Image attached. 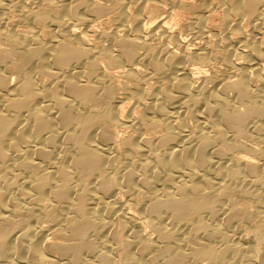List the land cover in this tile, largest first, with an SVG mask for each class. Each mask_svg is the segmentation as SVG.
I'll return each mask as SVG.
<instances>
[{"label":"bare ground","instance_id":"obj_1","mask_svg":"<svg viewBox=\"0 0 264 264\" xmlns=\"http://www.w3.org/2000/svg\"><path fill=\"white\" fill-rule=\"evenodd\" d=\"M33 1L0 0V264H264V0Z\"/></svg>","mask_w":264,"mask_h":264},{"label":"rangeland","instance_id":"obj_2","mask_svg":"<svg viewBox=\"0 0 264 264\" xmlns=\"http://www.w3.org/2000/svg\"><path fill=\"white\" fill-rule=\"evenodd\" d=\"M102 0H100V2H101ZM191 1H193L194 2V0H191ZM195 2H198L197 0H195ZM201 1H199V3H200ZM27 3H28V5L30 6V7H34L35 8V6H36V4H35V2L33 1V0H27ZM103 4H110V1H108V0H106V1H103ZM216 6V4H213V5H211V8L209 9V11H204V13L205 14H207V15H209L208 16V20H207V22H208V26H209V31H212L211 33L210 32H208V35L206 36L207 37V39H209L208 40V42L209 43H211V42H213L214 41V39H219V41H220V43L222 44L223 43V41H221V40H223L222 38L224 37V35H226L227 33H229L227 30H225V29H222L220 26H218L219 25V23H220V21H221V14H219L218 13V11H221V9L219 8V7H215ZM179 10V9H178ZM214 10V11H213ZM153 11H154V9H153ZM155 12H156V10H155ZM182 11L180 10V13H181ZM111 13V14H110ZM209 13V14H208ZM210 14H211V16H210ZM219 14V15H218ZM180 15V14H179ZM182 15V16H181ZM181 15L180 16H178L177 18L174 16L173 18L174 19H172V21H171V24H170V27H172V29L173 30H175V31H179V30H181L182 28H183V24H182V20L180 19L181 17H182V19L184 18V17H186L187 16V14L184 12H182L181 13ZM107 16H108V18H112L113 17V12H107V13H105V14H103L102 16H100V17H102V18H107ZM184 16V17H183ZM210 17V18H209ZM177 19V20H176ZM212 19V20H211ZM112 21H113V18L111 19V22L110 21H107V22H105V23H101V24H99L98 22H93L92 23V25H94L96 28H102V27H104V28H109L110 27V25H108V24H111L112 23ZM211 21V22H210ZM180 22V23H179ZM218 23V24H217ZM173 24V25H172ZM98 25V26H97ZM182 25V26H181ZM108 26V27H107ZM212 26H213V28H212ZM215 27H219V28H215ZM178 28V29H177ZM244 28H246L245 30L246 31H248V26L247 25H244ZM222 29V30H221ZM220 30V31H219ZM213 31H215V32H213ZM217 31H219L218 33H216ZM222 31H223V33H222ZM221 32V33H220ZM210 33V34H209ZM213 33H214V35H213ZM226 33V34H225ZM215 34L216 35H219L218 37L217 36H215ZM221 34H222V36H221ZM224 34V35H223ZM187 35V36H186ZM234 35V34H233ZM186 36V37H185ZM184 37L186 38V39H188V37L190 38V35L188 34V33H185V35H184ZM215 37V38H214ZM151 38V39H150ZM148 39V40H147ZM156 39V40H155ZM146 41L149 43V44H154V45H157V44H160V43H163L164 41V43H168L169 45H171V43H170V39L168 40L167 38H164V37H162V36H158V35H154L153 37H146ZM160 42V43H159ZM219 43V42H218ZM217 63V64H216ZM221 64H219L218 63V61L217 62H215V65L212 63L209 67H207V69L209 68V70H206V71H208V72H206L207 74H208V76H210L211 78H214V79H227L228 77H229V75H230V73H229V71L228 70H226L225 68H224V66L222 65L221 67ZM212 66H214V67H212ZM212 67V68H211ZM217 67H218V69H217ZM214 68V69H213ZM212 69V70H211ZM228 72V73H227ZM220 74V75H219ZM227 75V77H226V75ZM224 76V78H221V77H223ZM217 76H218V78H217ZM122 133H123V131H122ZM125 133V132H124ZM127 133V132H126ZM125 133V134H126ZM245 140H246V142H245ZM241 141L243 142V143H246V144H254L255 142H252V141H250V140H248V139H245V138H241ZM249 141V142H248ZM134 228H135V230L136 231H140V232H143L144 233V230H145V232H149V229H148V227L144 224V223H141V222H136L135 223V226H134ZM143 230V231H142ZM250 235H252V234H248V236H249V238L252 240V239H254L253 238V235H252V237L250 236Z\"/></svg>","mask_w":264,"mask_h":264}]
</instances>
